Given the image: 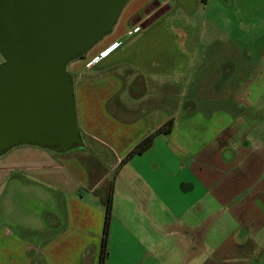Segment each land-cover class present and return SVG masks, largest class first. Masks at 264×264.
<instances>
[{
	"label": "crops",
	"instance_id": "obj_1",
	"mask_svg": "<svg viewBox=\"0 0 264 264\" xmlns=\"http://www.w3.org/2000/svg\"><path fill=\"white\" fill-rule=\"evenodd\" d=\"M251 4L127 3L112 32L68 66L85 148L54 154L22 146L0 157V264H98L110 173L89 168L87 159L106 153L110 172L131 193L121 224L112 218L106 264L114 250L137 264L133 251L145 244L161 264H257L264 247V106L252 124L236 103L253 105L243 102L251 95L246 84L261 66L251 65V52L229 33L249 24L257 12ZM170 118L171 133L138 155L153 153L151 160L125 173L135 156L119 168ZM204 122L214 134L201 132ZM177 126L183 131L175 134ZM11 204L18 214L11 215Z\"/></svg>",
	"mask_w": 264,
	"mask_h": 264
},
{
	"label": "water",
	"instance_id": "obj_2",
	"mask_svg": "<svg viewBox=\"0 0 264 264\" xmlns=\"http://www.w3.org/2000/svg\"><path fill=\"white\" fill-rule=\"evenodd\" d=\"M130 0H0V157L84 149L68 65L109 35Z\"/></svg>",
	"mask_w": 264,
	"mask_h": 264
},
{
	"label": "rangeland",
	"instance_id": "obj_3",
	"mask_svg": "<svg viewBox=\"0 0 264 264\" xmlns=\"http://www.w3.org/2000/svg\"><path fill=\"white\" fill-rule=\"evenodd\" d=\"M251 1H252V4H251L252 7L257 10V12L254 13L255 16L251 15L252 17H250L249 24L245 25L244 28L233 29V30L229 31V33H230L231 37L233 38L234 42L236 43V46L241 47V45H243L245 47V51L248 52V50H249L251 52L252 59H254L251 62V65L254 64L255 62H257L261 66V68L259 70H257L256 80H254V81L251 80L246 84V88H249L251 91L250 92L251 95L249 96V98H245L246 95H244V93H241V95H240V97H242L244 95V98H245L243 100L244 103L245 102L248 103L251 101V102H253V105H251V107L250 106L247 107V105L239 104L242 102L236 103L237 109H239V107L242 106L244 108V110L249 111V115H248L247 119H249L251 121V123L254 124L259 117L262 119V106H264V104H262V101H264V98H263L264 97L263 96L264 95V76H263L264 73H262V65L264 64V56H263L264 54H262V50H264V26H262V4H264V0H251ZM255 17H258V18L254 21ZM177 20H179V18H176L175 22H178ZM195 32L196 31L194 30V33ZM203 48H205V45ZM262 56H263V59H262ZM1 61H2V59H0V62ZM74 62L75 61L71 62L68 66H70ZM259 73L262 74L261 78H259ZM258 79L260 80V82L258 81ZM138 81H140V79ZM145 105L146 106L148 105V107H150V103L149 104L147 103ZM190 105L191 104L188 103V105H186V107L191 108L192 105L191 106ZM183 106L185 107V104ZM187 109L188 108H186V110ZM187 118L191 119V118H193V115L190 117L188 116ZM203 121L207 122V119H205V117H204ZM198 126H201V130H202L201 132H203L204 134H214L212 124L204 122V124H201ZM181 131H183L181 129V127L179 129V127L177 126V130H176L175 134H177ZM158 148H160V147L158 146ZM74 152H79V151H72L71 153H74ZM115 153L118 154L117 152H115ZM110 154L106 153L102 157H97V158L90 156L87 159V165L89 168L94 167V168H97V170L108 171L110 173L108 180H107V183L105 185V188L107 190V196L111 192L112 210H113L112 211V218H113V216L115 218V214H116L117 219H118L117 223L119 225V224H121L120 220H121L122 215H125L126 212L129 213V207L130 206H129V204H127L125 202L124 198H129L131 196V193L129 192V190L125 184L126 182L122 181V179H120V178H117L118 176H116V173L110 172L111 170H109V169H110V166L112 163V156ZM152 156H153V153L150 154V157H148L147 155H142V156L136 157L134 159L133 163H132V161H131V163H128L129 165H128L127 169L125 170V173H130L131 170L133 169L134 165L136 164L135 162H138V160H142L146 163L147 160L152 159ZM171 158L172 157H170L168 159L170 160ZM114 204L116 205V209H114L115 208ZM17 208H18L17 205L11 204V212H10L11 215L12 214H18ZM111 222H112V219H111ZM118 225L114 222V231H115V227L120 230V227ZM110 226H111V223H110ZM109 234H110V230H109ZM263 252H264V247L262 248L261 251L258 252L256 258L261 259L260 255H262ZM134 254L136 256L133 259H135L137 261V264H161L159 262L160 259H159V257H157V254L152 253L151 249H149V247L146 244L136 247L135 250L133 251V255ZM120 255H121L120 252H118V251L115 252V250H114L110 264H131V262L129 263L128 261H126V258H123ZM133 264H135V263L133 262ZM178 264H183V263L181 261Z\"/></svg>",
	"mask_w": 264,
	"mask_h": 264
},
{
	"label": "trees",
	"instance_id": "obj_4",
	"mask_svg": "<svg viewBox=\"0 0 264 264\" xmlns=\"http://www.w3.org/2000/svg\"><path fill=\"white\" fill-rule=\"evenodd\" d=\"M174 126V119L170 118L167 122L161 125L152 133L148 134L142 140H140L120 161L119 168L127 164L133 157L141 155L145 153L153 144L154 139L159 135H168L171 133ZM112 219V195L111 192L107 197L105 204V215H104V223H103V231L101 236V244H100V252H99V260L98 264H106L108 258V237L110 230V223ZM260 258H256L255 262L257 264H264V252L260 255Z\"/></svg>",
	"mask_w": 264,
	"mask_h": 264
},
{
	"label": "built area",
	"instance_id": "obj_5",
	"mask_svg": "<svg viewBox=\"0 0 264 264\" xmlns=\"http://www.w3.org/2000/svg\"><path fill=\"white\" fill-rule=\"evenodd\" d=\"M139 30H140L139 27L133 28V29L131 30V33H137Z\"/></svg>",
	"mask_w": 264,
	"mask_h": 264
}]
</instances>
